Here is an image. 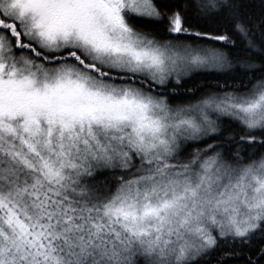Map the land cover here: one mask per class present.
Returning a JSON list of instances; mask_svg holds the SVG:
<instances>
[{
    "label": "snow or ice",
    "instance_id": "obj_1",
    "mask_svg": "<svg viewBox=\"0 0 264 264\" xmlns=\"http://www.w3.org/2000/svg\"><path fill=\"white\" fill-rule=\"evenodd\" d=\"M0 264H264V0H0Z\"/></svg>",
    "mask_w": 264,
    "mask_h": 264
},
{
    "label": "trees",
    "instance_id": "obj_2",
    "mask_svg": "<svg viewBox=\"0 0 264 264\" xmlns=\"http://www.w3.org/2000/svg\"><path fill=\"white\" fill-rule=\"evenodd\" d=\"M213 83H214V81H213Z\"/></svg>",
    "mask_w": 264,
    "mask_h": 264
}]
</instances>
